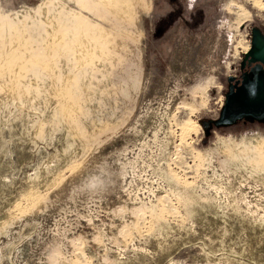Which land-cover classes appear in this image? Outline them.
<instances>
[{
	"label": "rangeland",
	"instance_id": "obj_1",
	"mask_svg": "<svg viewBox=\"0 0 264 264\" xmlns=\"http://www.w3.org/2000/svg\"><path fill=\"white\" fill-rule=\"evenodd\" d=\"M182 1L0 0V264H264V130L202 124L264 8Z\"/></svg>",
	"mask_w": 264,
	"mask_h": 264
},
{
	"label": "flooded vegetation",
	"instance_id": "obj_2",
	"mask_svg": "<svg viewBox=\"0 0 264 264\" xmlns=\"http://www.w3.org/2000/svg\"><path fill=\"white\" fill-rule=\"evenodd\" d=\"M172 7H182V0H168ZM257 27L264 36V22L254 23L250 26L249 42L246 46L247 50L241 52V60L238 63L237 69L226 78L225 86L222 89V98L218 108L216 118H211L202 121L204 128V136L209 137L214 130H230L242 127L260 126L264 130V46L260 52H256L243 60V55L247 53L252 44V28ZM261 56V59L257 57ZM263 58V59H262ZM240 88L243 90L241 91ZM226 94H228L232 101L242 97L245 104L252 105L254 112H241L232 110L231 116L226 117L224 121L215 125L214 121L221 116V111L224 106ZM260 99V100H259ZM258 101V102H257Z\"/></svg>",
	"mask_w": 264,
	"mask_h": 264
},
{
	"label": "water",
	"instance_id": "obj_3",
	"mask_svg": "<svg viewBox=\"0 0 264 264\" xmlns=\"http://www.w3.org/2000/svg\"><path fill=\"white\" fill-rule=\"evenodd\" d=\"M251 32H252L251 48L247 53H245L243 55V60H245L248 56H250L256 52H260L262 47L264 46V36L262 35L259 28L254 27V28H252ZM257 58L261 59V56H258ZM240 90L242 91L243 89L240 88ZM235 100L232 101V98L228 94H226L224 106H223V109L221 111V116L218 120L214 121L215 125H219L221 123H226L224 121V119H226V117L231 116L232 110H234V112L235 111L254 112L252 105L255 103L252 104V102H251V104H245V101L242 97L237 99V101H238L237 104H236ZM253 106H255V105H253Z\"/></svg>",
	"mask_w": 264,
	"mask_h": 264
},
{
	"label": "bare ground",
	"instance_id": "obj_4",
	"mask_svg": "<svg viewBox=\"0 0 264 264\" xmlns=\"http://www.w3.org/2000/svg\"><path fill=\"white\" fill-rule=\"evenodd\" d=\"M253 2H254V5L257 7V8H259V9H262V8H264V2H263V0H253ZM248 48V47H247ZM247 48H245L244 50H247ZM193 123V122H192ZM195 128H197V126L196 125H184L183 127H182V134L184 135H188L189 134V132L190 131H193ZM196 131V130H195Z\"/></svg>",
	"mask_w": 264,
	"mask_h": 264
},
{
	"label": "built area",
	"instance_id": "obj_5",
	"mask_svg": "<svg viewBox=\"0 0 264 264\" xmlns=\"http://www.w3.org/2000/svg\"><path fill=\"white\" fill-rule=\"evenodd\" d=\"M243 51V49L241 50V52Z\"/></svg>",
	"mask_w": 264,
	"mask_h": 264
}]
</instances>
